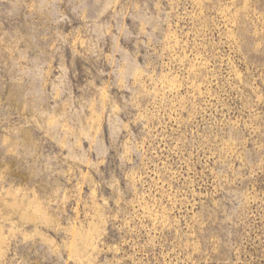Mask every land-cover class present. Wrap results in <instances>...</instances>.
<instances>
[{"label": "rangeland", "instance_id": "rangeland-1", "mask_svg": "<svg viewBox=\"0 0 264 264\" xmlns=\"http://www.w3.org/2000/svg\"><path fill=\"white\" fill-rule=\"evenodd\" d=\"M0 264H264V0H0Z\"/></svg>", "mask_w": 264, "mask_h": 264}]
</instances>
